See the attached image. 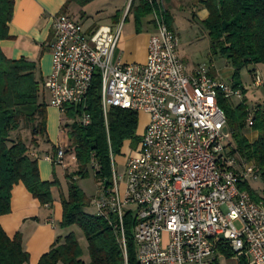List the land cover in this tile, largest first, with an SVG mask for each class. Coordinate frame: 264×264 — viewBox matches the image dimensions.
<instances>
[{
  "label": "built area",
  "instance_id": "obj_1",
  "mask_svg": "<svg viewBox=\"0 0 264 264\" xmlns=\"http://www.w3.org/2000/svg\"><path fill=\"white\" fill-rule=\"evenodd\" d=\"M148 1L155 33L144 64L115 60L123 24L87 31L65 14L53 22L52 74L43 84L49 106L63 116L66 105H81L82 124L90 125L87 98L99 74L105 118L110 108L149 117L139 147L126 157L121 182L112 158L113 187L101 186L93 201L97 216L114 230L126 260L125 218L131 216L138 264H217L221 249L264 264V198L247 190L258 171L230 155L232 136L218 102L220 96L242 101L243 94L206 65L188 72L164 0ZM254 86H263L258 74ZM65 160L66 149L59 147L55 164Z\"/></svg>",
  "mask_w": 264,
  "mask_h": 264
},
{
  "label": "trees",
  "instance_id": "obj_2",
  "mask_svg": "<svg viewBox=\"0 0 264 264\" xmlns=\"http://www.w3.org/2000/svg\"><path fill=\"white\" fill-rule=\"evenodd\" d=\"M95 0H68L63 7L66 13L69 5L87 6ZM208 17L201 23L208 33L214 53L226 58L233 69L232 87L240 90L243 100L234 105L233 100L219 97V105L227 118V129L231 133L235 148L231 156H240L252 162L264 177V108L257 106L250 112L245 95L247 90L241 82V72L250 66L264 65V0H206ZM14 0H0V217L11 213L12 190L22 183L41 206L52 207V190L57 181L44 182L40 176L38 160L33 158L29 147L18 138L11 140L13 133L30 130L32 144L47 138V105L43 101L44 79L36 63L21 59H8L1 42L10 38L9 24L14 16ZM154 6L148 0H140L132 9L136 19V33H140L141 20L152 15ZM170 30L172 22L166 14ZM255 81L256 75L253 74ZM91 123L84 126L81 117L83 106H65L67 138L76 158L77 170L66 174L68 196L62 199L63 218L61 228H80L88 244L90 262L83 261V250L74 233L62 242L57 239L51 250L38 264H138L133 239V221L125 218L127 260L112 227L108 221L86 212L92 201L77 183L78 179L89 177L94 172L97 183L104 189L112 184V158L122 156L127 142L138 146L142 136L138 135L140 114L121 108H110L105 118L101 100V78L95 74L87 98ZM252 117L253 125L248 119ZM251 128L259 133L257 141L251 143L244 132ZM48 141V140H47ZM129 146V145H128ZM137 147V148H138ZM55 165V158L53 159ZM249 192H252L247 187ZM226 256H234L221 249ZM29 254L23 247V238L17 234L11 239L0 225V264H28ZM239 264H249L245 258Z\"/></svg>",
  "mask_w": 264,
  "mask_h": 264
},
{
  "label": "crops",
  "instance_id": "obj_3",
  "mask_svg": "<svg viewBox=\"0 0 264 264\" xmlns=\"http://www.w3.org/2000/svg\"><path fill=\"white\" fill-rule=\"evenodd\" d=\"M67 1L14 0V16L9 24L10 38L1 42L5 56L13 61L25 59L36 63L42 78L47 79L52 74V44L55 41L54 18L63 13V7ZM205 1L164 0L166 12L172 22V31L177 39L179 36L178 25L186 24L192 31H197L199 26L202 27L201 23L209 15L204 6ZM139 2L140 0H95L84 7L72 3L65 15L72 20L73 16L76 17L74 18L76 21H73L81 24L87 31L96 30L101 26H109L114 29L123 24L124 20L126 22L131 15L134 16L132 9L137 7ZM91 6H96V12L100 13L99 15L108 13V18L91 22V16L89 17L88 14ZM134 20L135 32H129L126 36L122 32L119 46L115 52V60L122 64H144L147 60L150 36L155 33L152 15L141 20L140 33H136L135 16ZM229 67L231 70L229 76L232 78L233 69L231 66ZM211 74L225 82L217 71H212ZM42 99L47 105V132L50 139L47 141V139L37 138V144L31 143L28 147L31 154L35 153L39 157L46 155V159H38L40 176L42 181L52 182L53 170H55V175H58L56 168L61 167L62 174L66 175L71 166H76V162L72 159L74 153L67 138V130L63 127L64 117L59 109L49 106L48 92L43 93ZM145 117L149 120L148 115ZM146 126H139V136L143 135ZM244 135L251 143L259 138V133L251 128H248ZM129 144L130 142L125 144L123 151ZM59 147L66 149L64 165H54L51 160L56 159ZM54 192L55 189L52 190V194ZM62 218L63 207L60 201L55 200L52 207H43L20 183L12 190L11 213L0 217V225L11 239L15 238L17 234L22 236L23 247L30 256L28 264H38L41 258L51 250L57 239H61L63 242L64 238L69 235L68 233L64 234V229H61ZM215 261L217 264H239V259L234 256H226L221 250L216 252Z\"/></svg>",
  "mask_w": 264,
  "mask_h": 264
},
{
  "label": "rangeland",
  "instance_id": "obj_4",
  "mask_svg": "<svg viewBox=\"0 0 264 264\" xmlns=\"http://www.w3.org/2000/svg\"><path fill=\"white\" fill-rule=\"evenodd\" d=\"M89 17L91 16V22L99 21L100 19L105 20L108 18V13L99 15L100 13L96 12V6H91L88 10ZM73 20L76 21V17H72ZM88 24V23H87ZM106 24V23H104ZM177 28V27H176ZM187 29V30H186ZM123 35L126 36L129 32H135V20L134 16L131 15L129 19L125 22L123 21ZM177 32L179 33L178 39H177V49L179 53V57L183 64L185 65L188 72H190L193 68H196L200 65H206L212 69V71H217L219 74H221L222 78L225 80V82L229 85H232L233 81L232 78H230V72L229 69L230 64L228 60L221 56V54L214 53L211 48V41L210 38L205 31V29L201 26H199V29L197 31H192L189 29L188 25L182 24L178 25ZM116 59V58H115ZM213 67V68H212ZM257 73L260 78L263 81V86L256 88L254 86V79L253 74ZM241 82L245 89L247 90V94L245 95V99L247 101L248 108L250 112L253 114L254 109L257 106H262L264 108V65L259 66H250L246 69H244L241 72ZM240 103V100L233 99V104L237 105ZM52 107V106H50ZM66 120L64 119V129H66ZM148 123V118L145 117V114H140V123L139 126L145 127ZM18 138H21L27 146H30L32 143V136L30 130L22 129L18 133H13L11 136L12 141H16ZM47 140L49 138V134L47 132ZM231 146L229 147L228 151H232L233 148H235L234 141L230 140ZM138 146L131 145L127 146L126 150L123 151L122 156L115 157V169L118 174V180L119 182L125 180L126 176V167H125V160L126 157L133 151L137 149ZM35 154V153H32ZM36 155V154H35ZM37 160L40 159H46V155H41L40 157L38 155ZM238 157V155H236ZM77 170L76 166H71L68 169L69 174L75 173ZM56 171L58 175H55V170H53V181L56 180L58 185L54 188L55 192L53 193V200H58L60 203H62L63 198H67L68 196V180L66 178V175L62 174V168L58 167L56 168ZM257 178L256 179H250L248 182V186L250 187L252 193L260 198H264V177L260 172H257ZM67 174V173H66ZM77 183L79 187L84 191L86 196L92 201L91 206L86 209V212L90 215L96 216L97 211L94 207L93 201L99 196L101 191V186L97 183L94 172L91 170L89 177L85 179H78ZM53 189V190H54ZM54 204V203H53ZM63 229V228H61ZM71 234L74 233L80 243V246L83 250V261L86 263L90 262V256L88 251V244L85 239V236L80 228L77 226H73L69 229H64V234Z\"/></svg>",
  "mask_w": 264,
  "mask_h": 264
},
{
  "label": "water",
  "instance_id": "obj_5",
  "mask_svg": "<svg viewBox=\"0 0 264 264\" xmlns=\"http://www.w3.org/2000/svg\"><path fill=\"white\" fill-rule=\"evenodd\" d=\"M225 131H227V129H225Z\"/></svg>",
  "mask_w": 264,
  "mask_h": 264
}]
</instances>
